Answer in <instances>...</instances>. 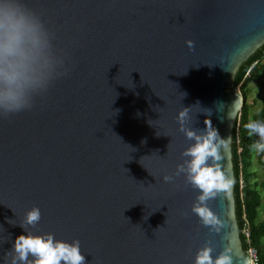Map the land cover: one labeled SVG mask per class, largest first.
<instances>
[{
	"label": "water",
	"instance_id": "1",
	"mask_svg": "<svg viewBox=\"0 0 264 264\" xmlns=\"http://www.w3.org/2000/svg\"><path fill=\"white\" fill-rule=\"evenodd\" d=\"M25 4L66 72L29 109L0 114V264L33 205L41 219L32 231L78 239L85 264H193L204 244L227 250L232 264H253L235 215L231 145L243 105L234 79L264 44V0ZM181 106L191 108L192 127L208 115L230 137L220 163L233 183L208 201L215 231L191 211L197 190L183 175L162 180L188 143L174 119Z\"/></svg>",
	"mask_w": 264,
	"mask_h": 264
},
{
	"label": "clouds",
	"instance_id": "2",
	"mask_svg": "<svg viewBox=\"0 0 264 264\" xmlns=\"http://www.w3.org/2000/svg\"><path fill=\"white\" fill-rule=\"evenodd\" d=\"M186 44L191 48L193 42L186 40ZM65 72V59L54 50L51 34L39 15L26 6L25 0H0V114L29 109L34 96ZM219 106L223 108L222 101ZM240 107L239 98H235L228 118L235 119ZM174 119L188 143L181 151L182 162L172 174L163 175L162 180L172 183L183 175L197 190L191 211L200 223L218 230L219 217L208 201L229 190L233 183L220 163L221 149L230 137H221L208 115L202 129L192 127L191 108L187 106H181ZM243 127L249 137H255L249 151L264 157V120L249 119ZM40 219L39 207L33 205L25 210L23 223L19 224L22 231L6 250L4 264H85L78 239L69 241L51 232L32 231ZM193 264H232V259L227 250L214 253L210 245L204 244L196 249Z\"/></svg>",
	"mask_w": 264,
	"mask_h": 264
},
{
	"label": "trees",
	"instance_id": "3",
	"mask_svg": "<svg viewBox=\"0 0 264 264\" xmlns=\"http://www.w3.org/2000/svg\"><path fill=\"white\" fill-rule=\"evenodd\" d=\"M264 44L259 47L253 55L243 62L234 79L235 86H239L243 99V105L232 131V164L234 173V199L235 215L239 228L246 225L249 228V239L245 233H240L242 247L248 250L253 247L256 251V264H264V177L257 181V170L252 166V155L249 145L253 137L246 134L243 127L249 119L264 120ZM251 82L263 86L261 107L253 115H250L247 103ZM264 165V163H262ZM262 165V166H263ZM264 211V210H263Z\"/></svg>",
	"mask_w": 264,
	"mask_h": 264
},
{
	"label": "rangeland",
	"instance_id": "4",
	"mask_svg": "<svg viewBox=\"0 0 264 264\" xmlns=\"http://www.w3.org/2000/svg\"><path fill=\"white\" fill-rule=\"evenodd\" d=\"M248 88H249V93H248L247 103L249 104L250 115H253L261 107L263 86L259 83L251 82L248 85ZM253 138L255 137L253 136ZM251 155H252V166L255 167V169L257 170V181L259 182L264 177V165L262 164L264 163V157L257 156L253 153H251ZM263 210L262 212H260L261 217L264 213Z\"/></svg>",
	"mask_w": 264,
	"mask_h": 264
},
{
	"label": "built area",
	"instance_id": "5",
	"mask_svg": "<svg viewBox=\"0 0 264 264\" xmlns=\"http://www.w3.org/2000/svg\"><path fill=\"white\" fill-rule=\"evenodd\" d=\"M243 232L245 233V236L247 238V240L249 239V228L248 226L246 225L245 228L242 229ZM247 252L250 254L251 258H252V263L253 264H256V261H257V255H256V251L253 247H249Z\"/></svg>",
	"mask_w": 264,
	"mask_h": 264
},
{
	"label": "crops",
	"instance_id": "6",
	"mask_svg": "<svg viewBox=\"0 0 264 264\" xmlns=\"http://www.w3.org/2000/svg\"><path fill=\"white\" fill-rule=\"evenodd\" d=\"M263 59H264V57H263Z\"/></svg>",
	"mask_w": 264,
	"mask_h": 264
}]
</instances>
